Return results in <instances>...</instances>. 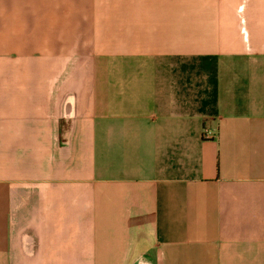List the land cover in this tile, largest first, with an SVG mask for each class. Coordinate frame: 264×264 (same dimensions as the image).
Masks as SVG:
<instances>
[{
  "label": "crops",
  "instance_id": "crops-1",
  "mask_svg": "<svg viewBox=\"0 0 264 264\" xmlns=\"http://www.w3.org/2000/svg\"><path fill=\"white\" fill-rule=\"evenodd\" d=\"M0 264H264V0H0Z\"/></svg>",
  "mask_w": 264,
  "mask_h": 264
}]
</instances>
